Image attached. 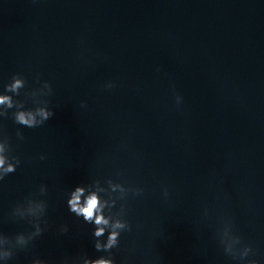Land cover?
Returning a JSON list of instances; mask_svg holds the SVG:
<instances>
[{"label":"clouds","instance_id":"1","mask_svg":"<svg viewBox=\"0 0 264 264\" xmlns=\"http://www.w3.org/2000/svg\"><path fill=\"white\" fill-rule=\"evenodd\" d=\"M36 80L40 87L24 92L25 97L30 98L35 107L26 108L24 101L14 99V97L20 96L21 90L26 89L27 80L22 73H15L11 76L9 82L4 85V93L0 94V118H8L9 110L14 109L11 112L14 123L27 128H36L55 116V111L49 107V101L45 99L53 94L52 84L47 80L41 81L39 75ZM115 86L113 81H108L103 85L106 89H112ZM172 90L175 104L179 108L183 97L175 92L174 85ZM80 106L81 108L87 107L83 101ZM16 138L21 141L25 139L24 133L19 129L16 131ZM39 159L44 160L46 157L41 155ZM20 164V157L12 155L11 137L3 129H0V181L14 173ZM103 183L106 187L100 186L99 179L93 180L90 184L77 185L74 190L70 191L66 204L70 213L77 218L82 217L86 224L93 225L94 248L97 252L108 255L93 259L86 254H81L71 259L65 258L61 264H116L112 250L119 247L123 232L132 231V224L126 218L127 200L129 195L141 196L144 189L126 185V183L114 182L112 179H106ZM86 188L88 189L87 195L85 194ZM38 195L39 197L47 195L46 185L39 186ZM168 195L167 189H164L163 196L167 198ZM117 201L122 203L119 210L114 212L113 209L116 207ZM47 209V200L37 198L36 194L25 197L22 203H18L12 209L10 218L27 221L32 226V230L11 236L0 233V261L3 264H8L19 250L28 249L43 235L47 226L45 219ZM68 231L67 224L60 225L58 229L60 234H66ZM217 235L218 242L226 256L233 260H239L241 264H260V261L256 259H248L249 256L255 255L254 249L252 245L246 244L243 238L234 232L231 220L223 221ZM105 236L106 239L102 240L101 238ZM31 264H48V262L39 257H33Z\"/></svg>","mask_w":264,"mask_h":264}]
</instances>
